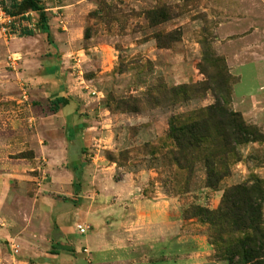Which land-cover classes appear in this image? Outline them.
<instances>
[{"label": "rangeland", "instance_id": "rangeland-1", "mask_svg": "<svg viewBox=\"0 0 264 264\" xmlns=\"http://www.w3.org/2000/svg\"><path fill=\"white\" fill-rule=\"evenodd\" d=\"M1 1L32 27L0 37V264L218 261L188 211L264 179V144L240 149L219 191L199 164L184 196L159 149L172 117L215 103L171 95L204 80V42L232 78L231 108L264 133V0Z\"/></svg>", "mask_w": 264, "mask_h": 264}, {"label": "trees", "instance_id": "trees-1", "mask_svg": "<svg viewBox=\"0 0 264 264\" xmlns=\"http://www.w3.org/2000/svg\"><path fill=\"white\" fill-rule=\"evenodd\" d=\"M31 3L32 0H26ZM12 15L15 12L7 9ZM156 17V8L152 11ZM45 15L41 24L45 26ZM47 30V28L45 29ZM26 35L32 36L28 31ZM203 58L198 70L204 80L190 87L171 90L175 102H188L200 93L212 92L215 103L205 110L172 117L166 141L159 150L165 151L170 166L176 168L173 182L176 194L192 191L197 166L203 164L205 188L219 191L223 181L232 176V166L243 161L241 148L263 143L264 133L248 124L231 108V82L225 63L202 43ZM63 97L56 99L53 110L67 105ZM264 179L250 175L244 182L224 191L217 209L191 206L189 213L210 228L209 240L218 261L227 264H264Z\"/></svg>", "mask_w": 264, "mask_h": 264}, {"label": "built area", "instance_id": "built-area-1", "mask_svg": "<svg viewBox=\"0 0 264 264\" xmlns=\"http://www.w3.org/2000/svg\"><path fill=\"white\" fill-rule=\"evenodd\" d=\"M24 16L12 15L0 0V37L5 41L16 38L22 28H31L32 24ZM86 229H81L85 233Z\"/></svg>", "mask_w": 264, "mask_h": 264}, {"label": "crops", "instance_id": "crops-1", "mask_svg": "<svg viewBox=\"0 0 264 264\" xmlns=\"http://www.w3.org/2000/svg\"><path fill=\"white\" fill-rule=\"evenodd\" d=\"M263 213H264V208H263ZM210 264H227V263L222 261H212Z\"/></svg>", "mask_w": 264, "mask_h": 264}]
</instances>
